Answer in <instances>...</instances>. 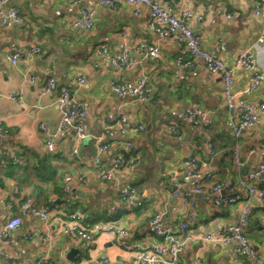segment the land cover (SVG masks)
<instances>
[{
  "label": "crops",
  "instance_id": "0c3cea01",
  "mask_svg": "<svg viewBox=\"0 0 264 264\" xmlns=\"http://www.w3.org/2000/svg\"><path fill=\"white\" fill-rule=\"evenodd\" d=\"M156 1L172 7L177 14L185 13L183 17L199 35L201 47L229 66H234L244 49H250L253 63L247 69L235 68L232 92L238 103L264 102V42L258 41L264 21L251 15L259 0ZM6 2L4 10L17 8L23 22L17 26L0 21V118L6 129L5 136L0 138V177L5 185L0 188V222L15 213L16 205L11 209L9 204L16 203L21 196L35 206L43 205L44 198L35 195L31 183H42L40 180L45 182L48 178L47 184L56 182L60 188L62 176L71 177L70 194L61 190L58 194L47 185V197L55 201L61 214L43 222L28 213L12 233L7 251L20 264H33L39 257H45L49 264H114L117 261L134 264L132 251L122 249L114 235L100 231L80 238L69 232L67 226V215L76 211L85 215L86 226L103 224L108 218L107 210L113 211L118 202L119 189L128 184L143 202L141 207L115 212L116 225L130 232L128 242L146 246L156 241L157 238L146 234V228L149 219L159 214V223L173 229H177L180 221L190 224V230L183 232L189 237L180 252L181 264H192L195 257L197 264H252L246 257L237 256L232 244H202L199 240L201 234L235 222L240 210L238 204L218 208L208 188L197 194L189 182L173 194L170 185L189 170L182 162L191 152L202 159L208 158L210 142L216 151L215 179L233 180L235 176L228 152L233 137L225 124L221 77L199 64L193 69L180 67L175 57L186 55L182 44L171 33L160 36L149 31L146 27L149 14L144 7H139L135 16V8L126 3L111 9L95 5L96 0ZM81 8H95L90 29L72 25ZM124 40L131 47L133 66L115 70L109 59L117 54ZM141 42L156 46L159 54L142 59L137 47ZM33 45L41 48L40 54L32 58L21 56L17 65L9 62V54L15 51L22 54ZM101 47L106 52L99 54ZM255 73L260 75V80L250 90L249 79ZM31 75L36 76L33 82L28 78ZM140 75H145L142 89L148 96L144 100L120 96L110 86L111 81H131ZM49 77L57 78L58 85L70 91L69 106L78 103L86 108L83 126L87 136L76 145L73 128L69 126L54 139L53 151L46 154L41 125L53 131L61 111L56 105L55 91L40 94L43 82ZM79 78L84 81L79 83ZM15 92L19 93L18 99L8 97ZM189 105L204 110L212 123L201 130L195 129L180 115ZM120 116H125L128 125L140 124L143 129L126 137L113 127L105 136L109 148L97 153L94 137L101 134L105 125L116 124ZM126 141L131 143L128 150L124 146ZM240 142V157L244 162L241 174H244L261 161L264 109L258 112L257 120L244 132ZM74 146H77V156L72 153ZM119 154L123 159L133 156L136 162L111 180H101L93 158L97 156L100 165L108 166ZM45 156L49 157L48 166H40L38 160ZM12 159L28 168L22 190L4 173L6 163ZM38 164L42 171L37 168ZM184 198L194 203L193 218L189 215L191 209L182 203ZM253 203L254 212L245 230L249 241L262 253L264 198ZM0 264L9 263L0 257Z\"/></svg>",
  "mask_w": 264,
  "mask_h": 264
},
{
  "label": "built area",
  "instance_id": "2783aa9c",
  "mask_svg": "<svg viewBox=\"0 0 264 264\" xmlns=\"http://www.w3.org/2000/svg\"><path fill=\"white\" fill-rule=\"evenodd\" d=\"M7 0H0V21L2 24L12 23L20 25L23 18L17 8L9 7L4 10ZM80 0H75L79 3ZM120 3H126L135 8L133 14L138 15L139 7H144L148 11L149 18L146 27L149 31L163 35L171 33L176 40L183 46L185 56L176 55V63L183 68H195L201 65L207 72L217 74L222 80V96L223 105L225 108V124L230 130L233 137V143L230 146L235 176L231 179H215V166L213 159L215 152L213 144H208V158L202 159L191 152L183 160V165L189 170L178 179L171 181L170 185L172 193L177 194L181 186L192 182V190L194 193H200L209 189L213 195V204L215 207L222 208L238 204L240 206L237 220L233 223L224 224L219 230L211 231L206 234H201L199 240L202 244H221L234 246V251L237 256L246 257L252 264H264V251L260 253L249 241L245 226L252 215L254 200H262L264 198V144L260 146L261 161L253 169L241 174V169L244 165L240 157L241 137L244 132L252 127L257 120V114L264 109V102H243L238 103L235 94L232 92L233 74L236 67L250 68L253 63V55L250 49H244L237 59L234 66H229L220 58L212 53L204 50L201 47L199 35L194 32L186 23L183 14H177L172 7L163 5L156 0H96L95 5L116 9ZM79 17L72 21L75 27H83L90 29L93 26V18L95 8H81ZM251 15L260 18L264 21V0H259L251 9ZM125 37L126 31H122ZM259 42H264V26L260 30L258 38ZM139 53L142 59H148L159 54L156 46L141 42L138 46ZM130 45L124 40L120 50L115 56L110 57L109 61L115 70H122L133 66L130 60ZM106 48L101 47L98 50L99 54L105 53ZM41 53V48L37 45L29 46L22 54L13 52L9 54L8 60L12 65H17L19 58H32ZM31 82L36 80L35 75L28 76ZM260 80V75L255 73L249 79V89H254ZM84 78H79V83L83 82ZM145 75H140L138 78L126 81H111L112 90L120 95L127 97H137L140 100L147 98L148 94L143 91V83ZM56 92V105L61 110L60 119L53 131H48L43 125L41 129L45 134V153L49 154L53 151L54 139L61 135L67 127H72L74 131V142L77 143L86 138L84 132L83 119L87 115V110L82 104L69 106L68 102L71 96L70 91L63 86L58 85V79L49 77L44 82L40 89V94ZM11 99H18L19 93L15 92L8 96ZM180 115L188 120L192 126L201 130L212 123V119L208 114L196 105H189L180 111ZM116 124L105 125L103 132L95 138V148L97 153L106 151L110 144L105 141V136L110 133L113 127L119 131L121 136L129 137L143 129L142 125H128L125 116H120L115 122ZM174 126V123H172ZM6 129L3 121L0 118V138L5 136ZM179 138L181 135L177 132ZM125 149H129L131 143L124 142ZM1 153V152H0ZM72 153L77 156V146L73 147ZM135 158L133 156L123 157L117 155L112 163L108 166L99 164L98 157L93 158V164L97 169L98 176L101 180H111L115 174L119 173L123 168H129L133 164ZM15 163V160H13ZM62 186L64 193L71 192V177L64 175L62 178ZM118 202L112 207L113 211L107 210V220L103 224L94 226H86L84 217L81 212H73L67 215L69 232L76 234L80 238H86L90 233L108 232L116 237L118 245L125 250H130L133 253L134 264H181L180 252L182 251L186 239L183 232L190 230V224L180 221L177 224V229L170 228L159 223V214L151 217L147 223L146 234L157 238L156 241L144 246L127 241L129 230L123 226L116 225L115 212L119 209L130 210L143 205V202L136 197L135 189L126 184L123 185L118 192ZM182 203L191 209L190 217H194V203L189 199H183ZM11 208L12 205L9 204ZM12 209V208H11ZM175 210V208H172ZM31 213L37 216L43 222H48L52 217L61 214L58 205L34 206L27 199L21 202L17 211L7 218L4 222H0V257L4 258L9 264H20L16 256L7 251V245L12 241V233L21 225L22 219ZM108 262L107 259L104 260ZM198 258L195 257L192 264H197ZM33 264H49L45 257L37 258ZM114 264H124L117 261Z\"/></svg>",
  "mask_w": 264,
  "mask_h": 264
},
{
  "label": "trees",
  "instance_id": "16d2710c",
  "mask_svg": "<svg viewBox=\"0 0 264 264\" xmlns=\"http://www.w3.org/2000/svg\"><path fill=\"white\" fill-rule=\"evenodd\" d=\"M103 132V131H102ZM108 135V134H107ZM106 135V136H107ZM105 141L106 142H109L108 141V138L106 137L105 138ZM213 149H214V152L216 153L215 151V148H214V144H213ZM229 155H231V150H230V147H229ZM132 153V152H130ZM119 156H121L119 154ZM122 157V156H121ZM126 158V157H125ZM135 158V157H134ZM49 160V157L45 156L44 158H41L38 160V163L41 162L40 166L43 165V166H48V161ZM136 162V160H134L133 164ZM17 163V164H16ZM214 163V162H213ZM131 164V166L133 165ZM39 164L37 166V168L41 170ZM27 167V166H26ZM24 167L23 165H18V161H15V163H13V159L12 160H9L6 165H5V169H4V173L9 176V177H12L13 180H14V183L15 185L20 189L22 190V186H23V183L27 181V177H28V168ZM232 168H233V164H232ZM43 169V168H42ZM43 174V173H42ZM40 176V175H39ZM43 176V175H42ZM63 178V176H62ZM62 178H61V182H60V188L59 186L56 184V182H50V184H47L49 181H48V178L45 179V182H43L42 180H40L42 183H31L30 186L33 190V192L35 193L36 196H39V197H43L44 198V203L42 206H47V205H55V201L53 199H48V194H49V187L48 186H52V191H56L58 194H59V190H61L62 193H64L63 191V186H62ZM48 185V186H47ZM5 185H4V182L2 180V178L0 177V188H3ZM65 194V193H64ZM27 200V197L25 196H21L20 199L17 200L16 203H13L12 206L16 208H14V211L16 212L17 211V207L18 205ZM15 204V205H14ZM34 206L35 204L32 203ZM123 209H119L117 210V212H120L122 211ZM131 210V209H130ZM254 212V208L252 209V213Z\"/></svg>",
  "mask_w": 264,
  "mask_h": 264
},
{
  "label": "water",
  "instance_id": "95a60500",
  "mask_svg": "<svg viewBox=\"0 0 264 264\" xmlns=\"http://www.w3.org/2000/svg\"><path fill=\"white\" fill-rule=\"evenodd\" d=\"M126 154H127V153L125 152V153H124V156H126ZM73 251H74V250L72 249L70 252H68V254H67V257H68V258H70V255L73 253Z\"/></svg>",
  "mask_w": 264,
  "mask_h": 264
}]
</instances>
